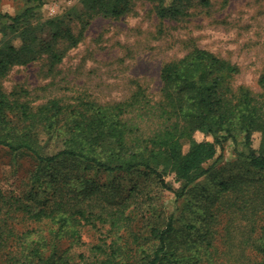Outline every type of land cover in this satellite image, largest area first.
Listing matches in <instances>:
<instances>
[{
  "label": "trees",
  "instance_id": "obj_1",
  "mask_svg": "<svg viewBox=\"0 0 264 264\" xmlns=\"http://www.w3.org/2000/svg\"><path fill=\"white\" fill-rule=\"evenodd\" d=\"M30 1L34 3L15 15L0 12V25L9 20V27L22 40L19 48L10 39L0 40V78L10 67L28 64L41 52L61 60L62 56L51 44L59 37L68 40L69 46L79 42L69 28L61 29L52 20L51 41L28 40L26 35L30 29L26 22L45 3V0ZM156 1L160 18L173 19L180 14L174 0ZM200 2L209 5V0ZM86 3L90 11H100L105 16L119 17L129 9L128 0H86ZM237 71L230 62L206 49L196 48L162 66L163 102L155 104L138 89L128 99L111 104L84 101L64 105L54 99L33 110L27 103L9 100L0 86V145L13 152L28 151L33 155L37 166L30 180L44 190L42 197H37V192L23 196L0 193V250H3L0 264H163L165 260L183 264L185 258L169 249L175 232L172 215L163 227L151 226L149 239L155 243V249L150 256L144 253L139 262H134L130 250L116 240L109 244L99 240L90 247L93 259L89 262L81 253L76 263L68 251L56 256L55 241L65 236L67 227L71 228L69 237L79 241L80 226L98 223L108 225L109 232L116 233L129 224L126 210L131 203H136L132 200L136 195L134 187L127 195L120 189H105L93 179L100 171L108 174L141 171L152 175L177 200L189 185L210 172V166L204 164L215 158L217 150H223L227 141L236 145L238 134L243 133L242 144L247 150L237 149V156L251 171L257 172V182L264 183L263 106L254 104L247 92L232 102L230 90L221 86L222 75L212 76ZM258 83L264 94V66ZM14 111L16 123L9 116ZM38 129L62 138L65 147L53 155H43ZM196 131L211 136L212 141L196 140ZM255 131L261 134L257 149L251 147ZM184 140L188 142L186 152ZM168 177L179 183V187L172 188ZM250 183V178L239 177L220 182L219 193L235 195L242 204L234 201L230 205L242 210L244 217L252 222L249 234L238 242V245H249L251 251L228 246V254L222 253L226 264H264V191L259 190V201L249 200L245 186ZM17 213L34 226L16 230L10 223L18 217ZM185 243L189 245L188 241ZM48 247L49 254H46Z\"/></svg>",
  "mask_w": 264,
  "mask_h": 264
},
{
  "label": "rangeland",
  "instance_id": "obj_2",
  "mask_svg": "<svg viewBox=\"0 0 264 264\" xmlns=\"http://www.w3.org/2000/svg\"><path fill=\"white\" fill-rule=\"evenodd\" d=\"M33 3L0 0V12L15 15ZM173 4L180 14L170 19L158 16L156 0H128V11L119 17L90 11L86 0H45L26 22L30 29L27 39L35 43L51 41L52 20L61 29L69 28L79 42L69 46L68 40L59 37L51 44L62 56L61 60L41 52L28 64L10 67L0 78V86L9 100L27 103L33 110L54 99L64 105L84 101L111 104L128 99L138 89L151 103H162V66L202 48L237 67L238 71L231 75H212H222L221 86L230 90L232 102L247 92L254 104H262L264 111V94L258 83L264 66V0H209L207 6L200 0H174ZM3 22L0 40L10 39L19 48L21 38L9 27V20ZM15 113L9 114L14 123L18 121ZM37 132L43 155H53L65 147L62 138L41 129ZM243 136L238 134L236 145L225 142L223 150H217L215 158L204 164L210 166V172L189 185L177 200L172 191L141 171L131 174L100 171L93 175L105 189H120L124 195L134 187L136 195L132 200L136 203L126 210L130 222L116 233L109 232L108 225L98 223L80 226L79 241L69 237L71 228L67 227L65 236L55 241L56 256L68 251L78 263L82 253L90 262L94 255L91 245L99 240L107 244L116 240L130 250L134 262H139L144 253L150 256L155 249V243L149 239L151 226L163 227L170 215L174 217L175 232L169 249L185 258L183 264H226L222 253L228 254V246L251 251L249 245L238 242L249 234L252 222L242 210L230 205L234 201L242 203L230 192L219 193L220 182L233 177L250 178L252 183L245 186L249 200L259 201L258 192L261 188L264 191V183L257 182V172L251 171L237 156V149L247 150L242 144ZM194 138L212 141L211 136L199 131ZM260 138V132H253L252 148H258ZM183 145L186 152L187 140ZM36 166L30 152H13L0 145V193L23 196L37 192L36 196L42 197L44 190L30 180ZM167 180L172 188L179 187L172 177ZM17 215L10 223L16 230L34 226L21 213ZM49 250L50 247L46 248V254ZM0 251L1 256L3 250ZM163 264L173 263L165 260Z\"/></svg>",
  "mask_w": 264,
  "mask_h": 264
}]
</instances>
